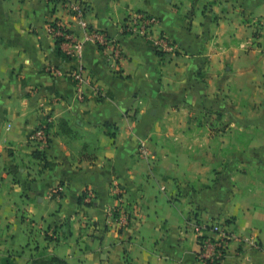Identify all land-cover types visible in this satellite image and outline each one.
Listing matches in <instances>:
<instances>
[{
	"label": "crops",
	"instance_id": "crops-1",
	"mask_svg": "<svg viewBox=\"0 0 264 264\" xmlns=\"http://www.w3.org/2000/svg\"><path fill=\"white\" fill-rule=\"evenodd\" d=\"M81 1L124 61L86 43L77 89L48 32L82 34L68 0H0V264H204L214 225L236 238L221 264H264V0ZM136 12L150 40L122 32Z\"/></svg>",
	"mask_w": 264,
	"mask_h": 264
},
{
	"label": "built area",
	"instance_id": "built-area-1",
	"mask_svg": "<svg viewBox=\"0 0 264 264\" xmlns=\"http://www.w3.org/2000/svg\"><path fill=\"white\" fill-rule=\"evenodd\" d=\"M68 10L74 17L76 25L82 30V34H75L70 27L58 21L49 24L48 32L56 40L60 51L65 57L78 61L79 66L70 73L76 88L79 89L83 85L92 83L91 79L84 74L82 66L84 49L88 42L102 46L103 51L109 54L108 62L110 66L116 69V72H120L124 61L121 44L115 39H108L105 34L88 26L85 21L86 8L81 0H68ZM159 25L158 19L151 14L136 12L127 17L122 32L134 38L150 40L154 29ZM154 46L156 51L160 53L175 54L178 52L175 42L165 34L158 36L154 41ZM78 93L80 94L79 91ZM29 141L36 147L37 151L43 154L46 153L51 141L49 126L42 125L36 128L30 135ZM139 151L141 155L148 156L145 145H142ZM93 198L94 194L89 192L87 194L88 202H91ZM121 224L126 225V219L122 220ZM212 231L215 232L216 237L203 240L202 250L198 254V258L204 264H221L227 256L231 240L236 238L220 228L219 225H214Z\"/></svg>",
	"mask_w": 264,
	"mask_h": 264
},
{
	"label": "trees",
	"instance_id": "trees-1",
	"mask_svg": "<svg viewBox=\"0 0 264 264\" xmlns=\"http://www.w3.org/2000/svg\"><path fill=\"white\" fill-rule=\"evenodd\" d=\"M39 152V151H37ZM40 154H43L39 152ZM30 264H68L65 260L60 259L58 257H48L45 258L43 256L34 259Z\"/></svg>",
	"mask_w": 264,
	"mask_h": 264
},
{
	"label": "rangeland",
	"instance_id": "rangeland-1",
	"mask_svg": "<svg viewBox=\"0 0 264 264\" xmlns=\"http://www.w3.org/2000/svg\"><path fill=\"white\" fill-rule=\"evenodd\" d=\"M43 257L48 258V257H52V256H43ZM60 259H61V258H60Z\"/></svg>",
	"mask_w": 264,
	"mask_h": 264
}]
</instances>
